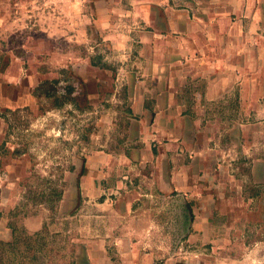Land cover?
<instances>
[{
  "label": "crops",
  "instance_id": "crops-1",
  "mask_svg": "<svg viewBox=\"0 0 264 264\" xmlns=\"http://www.w3.org/2000/svg\"><path fill=\"white\" fill-rule=\"evenodd\" d=\"M86 1L80 13L83 23L81 17L76 20L78 9L69 11L66 24L59 23L63 18L55 6L50 25L39 17V32L68 42H105L109 50L89 54L87 64L98 66V57L103 58L99 65L108 67V60L114 59L112 79L119 88H113L112 95H121L118 102L123 101V106H115L113 112L124 114L126 121L115 147L107 148L103 142L84 155L85 172L79 176L78 188L89 198L113 193L115 199L103 196L94 203L101 210L92 217L96 225L85 226L73 238L71 264H120L114 255L121 264H155L153 252L143 249L131 227L135 204L127 178L139 179L142 195L181 197L170 199L169 206L182 208L175 223L187 243V257L195 261L207 246L215 251L229 237L226 207L251 206V200L223 198L220 182L233 175V151L249 157L241 148L246 115L254 97L261 94L264 0ZM45 37L26 39L48 42ZM21 77L12 76L9 67L0 72L1 81L13 86ZM92 79L99 81H87ZM25 81L32 90L45 81L58 83L45 75L27 76ZM29 87L22 86L14 104L4 106L34 101ZM96 97V91L89 94L90 100ZM97 104L101 114L95 134L101 137L106 127L117 122L110 106ZM223 124L231 147L220 146L219 135L207 129ZM233 133L239 139L232 141ZM249 176L262 183L264 162L252 160ZM68 205L62 200L58 214L70 231L74 212ZM44 224L43 214L19 221L27 232ZM16 233L9 218L1 217L0 240L10 242ZM165 264L175 263L166 260Z\"/></svg>",
  "mask_w": 264,
  "mask_h": 264
},
{
  "label": "rangeland",
  "instance_id": "rangeland-1",
  "mask_svg": "<svg viewBox=\"0 0 264 264\" xmlns=\"http://www.w3.org/2000/svg\"><path fill=\"white\" fill-rule=\"evenodd\" d=\"M86 2L0 0V22H3L0 23V72L9 67L12 76H22L15 86L0 79V93L6 95H0V219L7 216L15 227L21 252L18 255L25 263L71 264L72 246L76 242L73 238L85 226L96 225L92 217L99 213V207L94 203L103 196L115 199L113 193L86 197L78 182L84 155L103 142L107 148L115 147L124 131L125 115L113 112L115 106H123V101L118 102L121 95H112L113 88L118 87L112 79L117 64L111 59L108 67L106 63L99 65L103 58L99 61L98 57L95 61L98 66L87 64L89 54L109 50L105 42H68L64 37L50 39L39 32V17L45 26L50 25L55 6L60 8L56 14L63 18L59 23L66 24L71 9L79 10L76 17L79 20ZM30 36L45 37L48 42H28L26 38ZM261 69V94L254 97L246 115L241 148L249 157L243 158L233 151V175L222 177L220 182L223 198L251 200V206L225 208L230 216L227 223L230 230L221 247L212 251L207 246L197 260H190L185 252L187 243L177 229L179 223H175L182 208L169 206L170 199L181 197L142 195L138 178L125 179L135 204L131 227L138 233L143 249L153 252L155 264H165L166 260L175 264H264V181L253 182L249 176L252 160L264 162V64ZM32 75L57 80L58 83L41 86L42 91L54 89L55 94L44 96L32 90L25 81ZM89 78L99 81L96 84L93 79L87 81ZM24 85L29 87L34 101L5 107V103L14 104L16 94ZM95 91L98 97L90 100L89 94ZM97 103L110 106L109 112L117 122L115 127H106L101 137L95 134L96 119L101 114ZM93 107L96 111L91 110ZM207 129L219 135L220 146L231 147L226 125ZM237 139L239 134L233 133L232 141ZM62 200L74 212L70 231L67 223L59 220L58 206ZM36 214L45 216L41 229L27 232L19 226L21 218ZM114 258L121 264L119 256Z\"/></svg>",
  "mask_w": 264,
  "mask_h": 264
},
{
  "label": "trees",
  "instance_id": "trees-1",
  "mask_svg": "<svg viewBox=\"0 0 264 264\" xmlns=\"http://www.w3.org/2000/svg\"><path fill=\"white\" fill-rule=\"evenodd\" d=\"M45 84H50V82L45 81L41 83L40 86L34 89V91L44 94L46 96H51L54 93V89H48L47 91H42L41 86H44ZM49 88V87H48ZM85 172V166L84 163L81 166L80 174H83ZM37 235V233H35ZM19 236L17 234L14 235L13 240L10 242H4L0 240V264H14L16 262H21V255L20 249H19Z\"/></svg>",
  "mask_w": 264,
  "mask_h": 264
}]
</instances>
